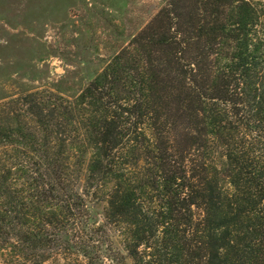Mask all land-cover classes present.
Returning <instances> with one entry per match:
<instances>
[{
    "label": "trees",
    "instance_id": "16d2710c",
    "mask_svg": "<svg viewBox=\"0 0 264 264\" xmlns=\"http://www.w3.org/2000/svg\"><path fill=\"white\" fill-rule=\"evenodd\" d=\"M94 196L117 264H264V1L166 0L74 98L0 104L4 264Z\"/></svg>",
    "mask_w": 264,
    "mask_h": 264
},
{
    "label": "rangeland",
    "instance_id": "374dc122",
    "mask_svg": "<svg viewBox=\"0 0 264 264\" xmlns=\"http://www.w3.org/2000/svg\"><path fill=\"white\" fill-rule=\"evenodd\" d=\"M165 1L0 0V104L42 91L74 98ZM87 205L79 237L44 264H117L103 202Z\"/></svg>",
    "mask_w": 264,
    "mask_h": 264
}]
</instances>
